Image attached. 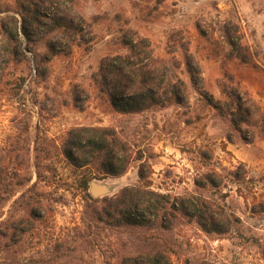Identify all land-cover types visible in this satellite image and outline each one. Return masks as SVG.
I'll use <instances>...</instances> for the list:
<instances>
[{
  "label": "rangeland",
  "instance_id": "374dc122",
  "mask_svg": "<svg viewBox=\"0 0 264 264\" xmlns=\"http://www.w3.org/2000/svg\"><path fill=\"white\" fill-rule=\"evenodd\" d=\"M73 135L126 172L86 196ZM145 184L165 197L114 208ZM189 196L223 233L172 206ZM153 257L264 264V0H0V264Z\"/></svg>",
  "mask_w": 264,
  "mask_h": 264
},
{
  "label": "trees",
  "instance_id": "16d2710c",
  "mask_svg": "<svg viewBox=\"0 0 264 264\" xmlns=\"http://www.w3.org/2000/svg\"><path fill=\"white\" fill-rule=\"evenodd\" d=\"M125 105H129V102H126V104H123V107ZM78 134V133H77ZM77 139V141L75 140ZM81 138H79L78 135H73L71 137V140L69 143L75 147V149H78L80 151L84 152H90V155L93 157L91 160V163L97 164V170L94 171L91 169V171L88 174L87 179H84L82 184V189L86 193V196H91L89 193V182L93 178H105L107 176H119L126 172L127 170V164H123V160H120V157L118 156L117 151L114 147L107 145L102 146L98 142H96V138H91L85 143H81ZM85 148L81 149V148ZM88 149V150H87ZM78 153V152H77ZM74 154L72 152H66V155L68 158H74ZM76 161V158H74ZM78 159V157H77ZM74 161V160H73ZM88 162L82 164L87 165ZM119 167V168H118ZM118 168V169H117ZM140 181L146 180V175L144 173V170L141 168L139 171ZM146 185V186H145ZM144 186H133V187H125L119 195L115 196L113 199V203L115 204L114 208L117 210L119 205L128 204L126 202H129V205L133 206L135 205V202H140L141 200L147 201V203H151V198L155 197L156 199L159 197L164 198L165 195L156 193L152 190H149L147 187L150 186L148 184H145ZM155 199V205L154 207H158V200ZM170 199V198H169ZM112 203V206L114 205ZM145 203V204H147ZM111 204V203H109ZM172 206L176 208L178 206V210H180L183 214L187 215L189 211L193 212V216L197 219V222L199 225L207 232L209 231H216L217 233H223L222 228H220L218 219L216 217V211L211 209L210 205L208 206L203 200H201L197 196H189L187 198H178L176 201H172ZM142 223V220L140 221ZM139 222V223H140ZM150 261L152 264H158L156 259L150 258Z\"/></svg>",
  "mask_w": 264,
  "mask_h": 264
},
{
  "label": "water",
  "instance_id": "95a60500",
  "mask_svg": "<svg viewBox=\"0 0 264 264\" xmlns=\"http://www.w3.org/2000/svg\"><path fill=\"white\" fill-rule=\"evenodd\" d=\"M90 192H91L93 197H98V196L105 195V194L109 193L110 188L104 184H100L97 181H93V182H91Z\"/></svg>",
  "mask_w": 264,
  "mask_h": 264
}]
</instances>
